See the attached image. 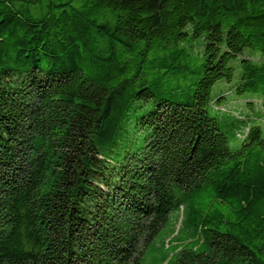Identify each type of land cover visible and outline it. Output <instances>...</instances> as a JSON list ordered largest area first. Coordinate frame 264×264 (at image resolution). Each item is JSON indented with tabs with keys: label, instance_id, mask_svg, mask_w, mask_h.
I'll use <instances>...</instances> for the list:
<instances>
[{
	"label": "trees",
	"instance_id": "obj_1",
	"mask_svg": "<svg viewBox=\"0 0 264 264\" xmlns=\"http://www.w3.org/2000/svg\"><path fill=\"white\" fill-rule=\"evenodd\" d=\"M245 97L264 0H0V264H141L171 212L188 238L161 264H264Z\"/></svg>",
	"mask_w": 264,
	"mask_h": 264
},
{
	"label": "rangeland",
	"instance_id": "obj_2",
	"mask_svg": "<svg viewBox=\"0 0 264 264\" xmlns=\"http://www.w3.org/2000/svg\"><path fill=\"white\" fill-rule=\"evenodd\" d=\"M245 56L250 57L252 59H257L255 55H252L250 53H246ZM233 65H234V79L230 83H227L224 80H219L218 82H216L211 90L212 96L225 93L227 98L236 97L235 86L237 84L239 70L234 63ZM228 103H232L229 105H236V104H240V105L243 104V106L252 105L255 110H260L264 106L263 99L256 100L251 97L232 99L231 101H228ZM214 114L217 117L219 124L221 125L220 123L221 121H219L217 114L216 113ZM235 146L236 143L232 141L230 143V147L232 149H235ZM177 215L178 214L176 212H171L169 214L168 219L163 225V227L160 229L158 234L153 238L150 244L146 247L141 259V264H161L164 260H167L170 257L171 253L176 249L177 246H181L180 244H182V242H184L186 238H188L184 236L183 239L179 241L178 238L179 236L177 237L175 236L177 234V227L180 226L179 222L181 217L180 216L181 214L179 213L178 215L179 219L178 222L176 223ZM174 232L175 235L172 236ZM177 243L179 245H177Z\"/></svg>",
	"mask_w": 264,
	"mask_h": 264
}]
</instances>
